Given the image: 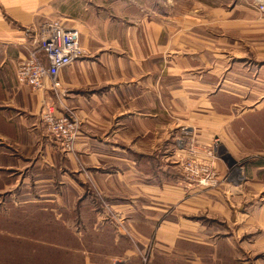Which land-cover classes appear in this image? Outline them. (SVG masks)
<instances>
[{
    "label": "crops",
    "instance_id": "1",
    "mask_svg": "<svg viewBox=\"0 0 264 264\" xmlns=\"http://www.w3.org/2000/svg\"><path fill=\"white\" fill-rule=\"evenodd\" d=\"M196 1L176 14L173 0H0V264H142L134 244L201 246L211 230L235 254L246 237L264 246V0ZM51 20L79 29L87 53L59 75L80 121L71 151L42 121L43 96L16 79ZM214 135L240 180L204 199L217 215L207 229L178 214L195 199L183 165L215 164Z\"/></svg>",
    "mask_w": 264,
    "mask_h": 264
},
{
    "label": "rangeland",
    "instance_id": "2",
    "mask_svg": "<svg viewBox=\"0 0 264 264\" xmlns=\"http://www.w3.org/2000/svg\"><path fill=\"white\" fill-rule=\"evenodd\" d=\"M165 2H167V0H165ZM215 2L216 0H211L212 4H217ZM202 9H203V5L201 3H198V1L194 3L193 0H173L172 8L170 9L166 8V10L173 11V13H176V14H181V13H186V12L191 13V12L199 11ZM52 96L53 95H51V97ZM52 101L55 102L56 101L55 98ZM176 106L178 108L181 107L179 102L177 103ZM177 107L173 105V108H177ZM40 116H41V111H40ZM41 119H42V116H41ZM180 124H185V115L184 114L182 115L181 113L179 114V112L178 114L174 113L173 115V135L177 134V131L181 129V128H177L178 125ZM216 134L221 135V133H218V132ZM79 135H80V127H79ZM222 138L223 137L220 138L214 135L211 138V142H208V145L206 146L207 147L206 150L208 151V156L211 158H214V161H215V164L210 165L212 166V170L210 166H208L210 169V177L203 176L202 174L199 176H196V175H192L190 171H186L185 168L186 166L189 165L188 163H190V161L183 165V171L185 174L184 179L187 180L185 183L187 184L190 183L191 185L195 186V192L193 194V197L195 199L193 202V212L192 213L190 212V215H188L187 217L179 213L178 217L180 219L183 217L184 219L186 218L188 220L200 223L202 226L206 227L207 229H209V227L214 224L211 222L216 223L217 215L214 214L215 217H213L209 214V212H211L210 207L209 205H207L208 203L204 199L208 200L209 196L213 194L212 192L214 191V189L218 191V189H221V187L223 186H225L226 188L227 185L229 188L230 187L229 184H233L234 182H238L240 180V177L238 176L239 173L236 172V169L234 167L233 159L230 158V156L225 152V150L219 145L220 143L218 142V139L222 140ZM189 140L191 143L194 144V146L197 145L199 142L198 141L199 138L197 134L190 135ZM74 144L71 149H68L67 147H64L63 145L62 146L66 151H71L74 147ZM219 158L227 164V170L229 171V175H226L225 178L217 177L218 174L220 173L219 166L217 164L219 162ZM192 160H197V159L193 158L191 159V161ZM198 162L196 163L197 165L198 164L200 166L205 165L203 162H200L199 160ZM203 177L205 178V181ZM214 180H216V182L213 188V186H211L212 184L211 181H214ZM205 185H210V186H205ZM93 191L96 193L95 189H93ZM226 194L227 195L231 194L232 195L231 197H233L232 192L229 193V191H227ZM98 196H99V199L97 197L98 199L97 203L100 204L101 206H104V208L108 210V211L106 210V213H110L112 218L116 220L117 222H119L121 226H123L126 229V231L129 234V237L132 238V236L130 235V231H133L132 227H128L127 224L124 223V220H122V218L119 217L115 211H113V209L110 207L111 204L109 205L105 200H103L102 197H100V195ZM175 210L177 209L175 208ZM167 215L169 216L170 213H168ZM174 215H177V213L174 212ZM173 219H175V216H173ZM38 231H39V234H41V229H39ZM182 231L183 229L181 230V232ZM128 234H125V235H128ZM201 235L204 236V233H201ZM209 235H214L215 237L209 238ZM206 236H207L206 242L207 240L209 239L210 240L207 243L202 244L201 246H199L200 244L195 245V246L193 245L186 246L185 243L182 242L181 244L178 245L177 248H173V247L170 248L168 245L160 244L153 237L147 240L145 244H140V243L134 244V247L136 248L135 250L137 251V254H139L141 258L142 264H198L200 262L201 264H264V246H262L261 248H258L256 244H253L251 243V241H248L249 237H246L247 238L246 242L243 239L242 240L243 242L241 244L235 245V247L237 246V250H240V247L243 249L240 254H237V253L235 254V252L233 251L234 250L233 245L228 244V243H220L218 241L219 235H217V232L215 233L211 230L209 231L208 234L206 233ZM227 236L228 235H225V238ZM35 237H37V235H35ZM199 238L201 239L202 237H199ZM194 248H196L197 254L195 253L186 254L187 252H189V250L191 251ZM176 251H180V253L176 254ZM244 251H247V254ZM249 251H251V253ZM255 253H258V254L255 255ZM213 256L217 257L215 261L212 260ZM196 258H199L200 261L196 260ZM217 260H219V262ZM119 262L120 261H116V260L114 261L115 264H119Z\"/></svg>",
    "mask_w": 264,
    "mask_h": 264
},
{
    "label": "built area",
    "instance_id": "3",
    "mask_svg": "<svg viewBox=\"0 0 264 264\" xmlns=\"http://www.w3.org/2000/svg\"><path fill=\"white\" fill-rule=\"evenodd\" d=\"M257 7L264 11V2L258 1ZM86 54L79 29L61 20H51L41 29L35 47L21 62L16 76L19 85L30 86L34 92L43 96V122L48 132L68 149L72 148L78 138L80 121L75 111L62 103L65 94L59 75L64 68L82 60ZM51 95L55 102L51 100ZM59 105L65 108V112L60 113ZM197 162L190 161L186 171L192 175L210 177L208 165L200 166ZM215 182L211 181V185H215ZM121 228L128 234L123 226Z\"/></svg>",
    "mask_w": 264,
    "mask_h": 264
}]
</instances>
